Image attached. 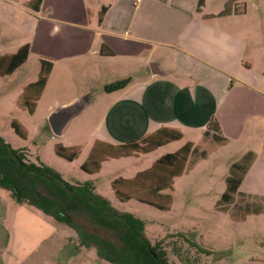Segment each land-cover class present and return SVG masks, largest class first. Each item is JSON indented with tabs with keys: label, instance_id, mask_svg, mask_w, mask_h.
Segmentation results:
<instances>
[{
	"label": "crops",
	"instance_id": "crops-1",
	"mask_svg": "<svg viewBox=\"0 0 264 264\" xmlns=\"http://www.w3.org/2000/svg\"><path fill=\"white\" fill-rule=\"evenodd\" d=\"M6 1L17 9L10 19L24 37L12 49L0 51V81L4 86L0 102L14 100L16 108L32 114L41 98L49 95L47 113L35 121V131L43 126L50 131L48 113L85 96L86 102L75 119L89 103L91 94L100 91L96 102L103 108L83 161L94 144L105 147V143L138 141L158 129H164L166 134L170 130L180 132L179 138L148 152L127 155L151 158L130 175L112 177L111 189L114 180L123 187L124 182L135 178L129 185L139 188L153 185L156 177L166 182L169 167L157 166V174L148 170L158 158L174 153L184 144H198L211 119L226 139L216 148L234 154L229 165L247 152L253 155L237 190L244 192L238 188L248 176L264 177V8L257 6L254 13H248L239 4L232 6V0H203L199 10L197 0H41L37 10H32L24 5L28 0ZM102 7L105 10L99 21ZM24 44L26 56L11 70V55ZM101 45L112 53H100ZM30 58L34 61L32 77H21L15 83L10 77ZM115 58H121L120 69L126 66L129 72L108 77L104 67ZM40 59L51 66L37 92L30 84L38 77ZM124 79L127 82L122 87L105 89ZM31 104L33 109L28 112L26 106ZM13 118L16 119L10 117L9 123ZM24 128L27 137L28 129ZM62 145H78L80 151L77 143ZM109 158L113 157L100 161L97 171H82L96 174ZM186 162L187 158L181 173L171 177L172 188L174 179L190 170L185 171ZM179 169L178 162L174 171ZM172 188L160 191L170 195L168 209L173 203ZM66 242L72 245L74 233Z\"/></svg>",
	"mask_w": 264,
	"mask_h": 264
},
{
	"label": "rangeland",
	"instance_id": "rangeland-1",
	"mask_svg": "<svg viewBox=\"0 0 264 264\" xmlns=\"http://www.w3.org/2000/svg\"><path fill=\"white\" fill-rule=\"evenodd\" d=\"M8 4L0 0V51L12 49L24 37L10 19L12 13L18 11ZM231 4L243 6L248 13H254L257 6L264 8V0H232ZM110 60L104 67L108 77L129 72L126 66L120 69L121 58ZM144 68H148V61ZM33 69L34 61L30 58L10 79L15 83L21 77L29 79ZM3 91L0 81V96ZM100 93L91 94L83 112L60 136L51 134L44 126L35 131V121L47 113L49 95L41 98L32 114L16 108L14 100L2 101L0 136L12 148L23 151L26 161L48 164L69 182H90L114 208L141 219L144 235L151 244L160 242L167 264H264V211L235 221L227 212L214 209L225 186L228 163L234 159L230 150L216 148L187 173L176 177L170 192L173 203L167 210L133 198L118 201L110 187L112 177L132 174L148 164L151 155L109 158L102 162L96 174H86L80 169L92 141L97 115L103 108V104L96 102ZM10 117L18 119L28 129L25 139L9 127ZM67 142L80 145L79 153L72 160L59 157L53 151L54 143ZM238 189L264 195V177L248 176ZM72 236L68 228L34 207L14 202L7 190L0 188V264H112L99 258L92 249H80L68 255L71 246L66 241Z\"/></svg>",
	"mask_w": 264,
	"mask_h": 264
},
{
	"label": "trees",
	"instance_id": "trees-1",
	"mask_svg": "<svg viewBox=\"0 0 264 264\" xmlns=\"http://www.w3.org/2000/svg\"><path fill=\"white\" fill-rule=\"evenodd\" d=\"M16 1V0H15ZM41 0H28L24 5L37 10ZM203 0H197L196 9L199 10ZM105 10L99 11V21ZM27 52V45L20 46L11 55L14 64L11 70L20 64ZM100 53L110 54V49L101 45ZM50 62L40 59V69L35 82L30 87L39 92L45 82L50 69ZM9 70V71H11ZM126 79L105 86L106 90L122 87ZM28 112L33 109L32 104L26 106ZM13 132L20 138H26V129L16 119L9 123ZM158 129L152 134L138 141L125 142L118 145H93L86 159L80 164V169L86 172L97 171L100 161L107 157H122L136 153H145L170 139L180 137V132L170 130L163 133ZM226 139L220 134L217 123L211 119L198 144L192 146L188 142L171 154L158 158L149 172L157 174V166L170 168L166 182L156 177L153 185L134 187L131 184L135 178L128 180L125 186L118 187L112 181L111 186L115 196L120 201L133 198L139 202L151 205L160 210H167L170 205V195L160 192L171 189V177L181 173L182 163L186 160L185 171L200 159L205 158L210 151L225 143ZM53 151L59 157L72 160L79 152L78 145L64 146L60 143L53 145ZM253 155L247 152L239 161L231 163L227 168L225 187L219 199L214 203V209L227 212L235 220H243L248 214L264 211V197L240 192L237 187L248 168ZM179 162V171H174ZM173 168V169H172ZM139 175V174H138ZM141 175V173H140ZM137 177V176H136ZM0 188L7 190L10 198L16 203H24L41 211L62 224L74 233V242L68 255L75 254L79 248H93L95 254L112 264H167L160 242H149L143 233V221L132 213L119 211L106 198L97 193L90 182H69L60 172L48 164L28 162L23 151L12 148L0 136ZM67 256V255H66Z\"/></svg>",
	"mask_w": 264,
	"mask_h": 264
},
{
	"label": "water",
	"instance_id": "water-1",
	"mask_svg": "<svg viewBox=\"0 0 264 264\" xmlns=\"http://www.w3.org/2000/svg\"><path fill=\"white\" fill-rule=\"evenodd\" d=\"M150 68L152 70L153 63H150ZM86 102V97L83 96L79 100H75L69 104L58 106L52 111H50L46 117L48 126L52 134L54 135H61L63 129L68 124V122L73 119L83 108Z\"/></svg>",
	"mask_w": 264,
	"mask_h": 264
}]
</instances>
